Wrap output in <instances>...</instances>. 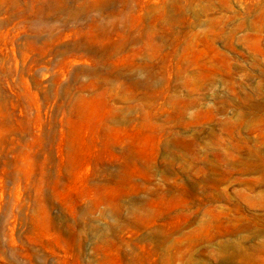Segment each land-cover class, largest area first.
<instances>
[{
    "label": "rangeland",
    "instance_id": "374dc122",
    "mask_svg": "<svg viewBox=\"0 0 264 264\" xmlns=\"http://www.w3.org/2000/svg\"><path fill=\"white\" fill-rule=\"evenodd\" d=\"M0 264H264V0H0Z\"/></svg>",
    "mask_w": 264,
    "mask_h": 264
}]
</instances>
